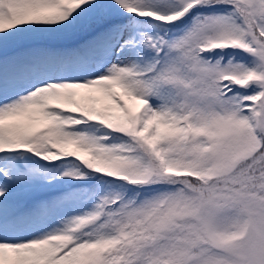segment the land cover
I'll return each mask as SVG.
<instances>
[{"label": "snow or ice", "instance_id": "obj_1", "mask_svg": "<svg viewBox=\"0 0 264 264\" xmlns=\"http://www.w3.org/2000/svg\"><path fill=\"white\" fill-rule=\"evenodd\" d=\"M0 264H264V0H0Z\"/></svg>", "mask_w": 264, "mask_h": 264}]
</instances>
